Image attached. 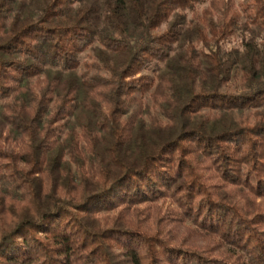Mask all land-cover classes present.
<instances>
[{
    "label": "trees",
    "instance_id": "16d2710c",
    "mask_svg": "<svg viewBox=\"0 0 264 264\" xmlns=\"http://www.w3.org/2000/svg\"><path fill=\"white\" fill-rule=\"evenodd\" d=\"M251 198L264 0H0V264H264Z\"/></svg>",
    "mask_w": 264,
    "mask_h": 264
},
{
    "label": "rangeland",
    "instance_id": "374dc122",
    "mask_svg": "<svg viewBox=\"0 0 264 264\" xmlns=\"http://www.w3.org/2000/svg\"><path fill=\"white\" fill-rule=\"evenodd\" d=\"M246 196V194H245ZM251 209L256 211V207L259 206L258 211L259 212H264V201L261 199H256V198H251ZM242 202V200H241ZM153 206H156L155 209L150 212V218H148V224L149 227L152 226L153 223H156L157 218H163V221L160 225V228L164 231V234L168 231H172V235H175L180 238H184L185 234L188 233V231L192 230L191 225L188 223H184L183 226H179L178 228L174 227L173 224H171V218L172 214H177L178 209L174 205L173 201L170 199H165L164 201H160L157 204H154ZM140 210L144 209V206L139 207ZM157 210V212H156ZM118 216V211L117 212H108L106 214H102L98 218L102 220V225L104 227H110L116 217ZM175 216V215H174ZM123 219H126L127 221H132V216L128 215L126 217H123ZM142 219V217L140 218ZM167 238V237H166Z\"/></svg>",
    "mask_w": 264,
    "mask_h": 264
}]
</instances>
